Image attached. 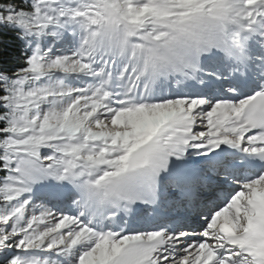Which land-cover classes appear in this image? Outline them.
<instances>
[{"label":"snow or ice","instance_id":"obj_1","mask_svg":"<svg viewBox=\"0 0 264 264\" xmlns=\"http://www.w3.org/2000/svg\"><path fill=\"white\" fill-rule=\"evenodd\" d=\"M0 264H264V0H0Z\"/></svg>","mask_w":264,"mask_h":264},{"label":"trees","instance_id":"obj_2","mask_svg":"<svg viewBox=\"0 0 264 264\" xmlns=\"http://www.w3.org/2000/svg\"><path fill=\"white\" fill-rule=\"evenodd\" d=\"M5 40H8L10 44H12L13 46H15L16 42L14 41L13 37L11 34L3 36L2 37Z\"/></svg>","mask_w":264,"mask_h":264}]
</instances>
